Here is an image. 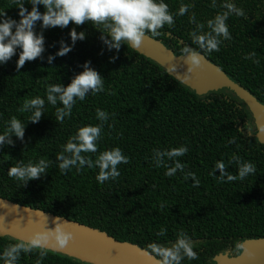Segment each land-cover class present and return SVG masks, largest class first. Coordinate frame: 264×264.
<instances>
[{
  "label": "trees",
  "instance_id": "trees-1",
  "mask_svg": "<svg viewBox=\"0 0 264 264\" xmlns=\"http://www.w3.org/2000/svg\"><path fill=\"white\" fill-rule=\"evenodd\" d=\"M164 2L174 14L175 25H165L161 35L147 36L175 55H181L185 46L195 49L264 105V0H228L242 8L245 16L228 18L232 38L221 37L220 50L210 53L199 49L189 33L209 31L207 20L225 10L221 8L224 0H215V8L211 7L213 0ZM181 4L192 5L184 16L176 15ZM25 7L31 11L32 5L26 2ZM38 8L45 11L42 4ZM3 11L19 21V9L11 0H0ZM193 13L195 22L190 23ZM198 23L204 29H197ZM73 29L83 32L84 39L73 43ZM34 31L44 37L39 58L17 71L21 52L17 48L10 60L0 64V135L12 116L25 124L23 140L13 134V144L0 145V198L78 222L150 255L151 243L170 247L184 231L194 242L198 259L185 258L181 264H215L219 256L234 260L238 242L264 239V145L251 135L254 123L243 102L224 89L198 96L130 46L122 44L118 52L109 50L101 40L106 33L91 22L43 28L38 21ZM61 42L71 48L64 56L56 55ZM50 56L54 57L51 63ZM112 57L117 58L112 61ZM86 62L104 79L105 90L77 100L71 117L61 124L55 113L63 105L59 100L56 106L49 104L46 87H67L84 71ZM36 96L45 105L40 120L32 123L28 120L32 110L21 113L18 109ZM98 108L109 114L106 122L97 119ZM101 123L99 151L82 155L94 162L100 152L119 147L130 161L118 166L120 176L100 184L96 180L99 168L87 165L79 172L72 168L61 173L57 155L62 146L80 127ZM181 146L188 148L183 156H157V152ZM41 158L50 161V167L39 179L28 181L25 187L9 178L10 167ZM176 161L184 169L166 176L167 168ZM217 162H223L230 175H238L245 162L254 164L256 172L235 181H228L225 175L221 182ZM196 180L198 186H194ZM161 228L167 229L164 236L157 235ZM19 242L0 236V264H5L3 253L8 245ZM38 259L37 251L21 252L16 264H36ZM41 264L88 263L48 250Z\"/></svg>",
  "mask_w": 264,
  "mask_h": 264
},
{
  "label": "clouds",
  "instance_id": "clouds-1",
  "mask_svg": "<svg viewBox=\"0 0 264 264\" xmlns=\"http://www.w3.org/2000/svg\"><path fill=\"white\" fill-rule=\"evenodd\" d=\"M26 2L32 5L31 11L25 7ZM11 3L18 7L20 19L17 22V20L8 16L7 11L0 12V64L10 60L16 54V49L19 48L21 52L16 64L17 71L26 62L39 58L44 52V37L34 31L38 21L42 22L43 28H64L70 23L80 26L91 22L103 33H106V35L101 36V40L107 45L108 49L114 48L117 52L122 44L133 49H139L147 34L158 36L161 35L160 30L165 25L169 28L175 25L174 14L170 12L169 5L164 0H11ZM41 4L44 6V12H41L38 8V5ZM191 7L192 5L189 4H181L176 15L184 16ZM211 7H216L215 0H213ZM221 8L225 10L219 12L214 19L207 20L209 31L199 34L197 30H192L189 33L192 42L204 52L219 51L222 44L221 37L224 40L232 38L226 23L231 15L245 16L242 8L228 2V0H224ZM189 22H195L194 13L190 16ZM204 27L203 23L197 24V29L202 30ZM70 35L73 43L78 39L83 40L85 36L83 32L77 33L75 29L71 31ZM69 51H71V48L61 42V48L56 55L64 56ZM181 56L184 58L185 64L188 65L189 72L199 68L202 64V57L195 49L185 46L181 49ZM116 58L112 57L111 59L114 61ZM53 59L54 57L50 56L48 58L49 63ZM83 67L84 71L76 75L67 87L61 84H48L46 87L49 104L56 106L59 100L63 105V107H57L55 113L57 121L61 124H63L65 117H71L72 109L77 100L84 101L89 92L95 95L105 90L104 79L101 75L90 68L88 62ZM175 70V65H171V71L175 72ZM44 105L45 100L40 96H36L32 99H26L18 111L23 113L32 110V115L28 120L37 123L43 114ZM96 116L102 122H106L109 118V114L99 108L96 110ZM7 125L6 130L0 135V145L13 144L10 138L13 134L23 140L25 124L20 119L12 116L7 121ZM102 130V123L95 126H83L68 139L67 143L62 146V151L57 155V160L61 161L58 165L61 173H66L72 168L79 172L87 165L88 168H99L96 180L100 184L110 179L115 180L120 176L118 166L121 163L127 164L130 161L119 147L100 152L94 162L91 157L82 155V153H97L99 151L97 142L101 139ZM234 142V139L229 141V143ZM187 151V147L181 146L166 152H157V156H167L169 159H173L185 155ZM233 159L238 158L233 157ZM156 166L160 167L159 161ZM49 167L50 161L44 158L35 163L29 161L25 164L24 161H20L15 166L10 167L7 174L9 178L19 181L21 185L26 187L28 181L39 179ZM165 167L167 166L165 165ZM184 167V164L176 161L174 167L167 168L165 175L171 177L177 169L183 170ZM215 167L220 170L219 180L221 182L225 175H227L228 181H235L238 179L244 180L250 174L256 172V166L250 162L240 164L238 175L227 174L223 162H217ZM188 175L195 178L194 173H188ZM198 185L199 180H196L194 186ZM166 231L167 229L161 228L157 235L164 236ZM73 239V233L66 231L59 223L54 231H35L26 241L8 245L4 250L3 258L5 264H16L21 252L32 253L37 251L39 259L36 264H41V260L47 256L51 242L54 241L59 247L63 248ZM148 247L151 255L161 258L159 264H181V261L185 258L188 260L198 259L197 252L194 251V242L184 231L178 233L175 243L170 247L161 246L157 243H151ZM234 251L237 255H241L247 250L245 244L238 242Z\"/></svg>",
  "mask_w": 264,
  "mask_h": 264
},
{
  "label": "water",
  "instance_id": "water-1",
  "mask_svg": "<svg viewBox=\"0 0 264 264\" xmlns=\"http://www.w3.org/2000/svg\"><path fill=\"white\" fill-rule=\"evenodd\" d=\"M134 50L159 65L169 76L198 96L222 89L233 93L251 113L254 123V131L251 135L264 145V105L202 54L199 53L202 57L201 66L189 72L188 65L181 55H175L161 42L147 35L140 48ZM173 64L175 72L171 71ZM59 223L66 231L73 233L74 239L63 248L53 241L49 244V251L88 264H159L160 260L145 250L126 242H119L104 232L0 198V236H7L20 242L26 241L35 231H54ZM248 243L253 245L254 252L252 254L251 251L249 256L250 264H264V239L250 240ZM226 259L224 256H219L215 260L217 263H223ZM241 259L242 257H237L228 260L227 264H239V262L248 264Z\"/></svg>",
  "mask_w": 264,
  "mask_h": 264
},
{
  "label": "rangeland",
  "instance_id": "rangeland-1",
  "mask_svg": "<svg viewBox=\"0 0 264 264\" xmlns=\"http://www.w3.org/2000/svg\"><path fill=\"white\" fill-rule=\"evenodd\" d=\"M250 128H251V129H250L251 132L254 131V128H253L252 125H251ZM248 242H249V241L242 242L243 244H245V248H246L247 251H246L244 254L238 255V257H242L241 260H243L244 263L246 262V263L250 264V262H249V256H250V254H249V253H251V251L253 250V245H252L251 243H248ZM253 253H254V252L252 251V254H253ZM227 262H228V259H226V261L223 262V263H215V264H227ZM240 263H241V262H239V264H240Z\"/></svg>",
  "mask_w": 264,
  "mask_h": 264
}]
</instances>
